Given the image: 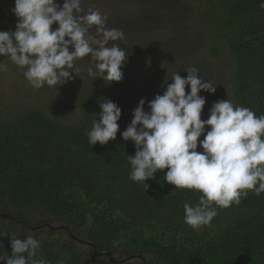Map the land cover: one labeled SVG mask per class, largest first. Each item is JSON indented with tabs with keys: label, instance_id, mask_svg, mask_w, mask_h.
Instances as JSON below:
<instances>
[{
	"label": "trees",
	"instance_id": "1",
	"mask_svg": "<svg viewBox=\"0 0 264 264\" xmlns=\"http://www.w3.org/2000/svg\"><path fill=\"white\" fill-rule=\"evenodd\" d=\"M186 2L189 12L181 26L201 34L209 59L227 63L215 101L230 99L264 115V0ZM9 9L0 0V31H15L17 17ZM165 32L162 28L161 38ZM146 35L149 39L134 36L135 42L158 38ZM160 54L148 57L155 71L179 61L165 55L161 62ZM0 66V233H8L0 236V254L10 255V234H17L22 240L28 235L38 239L35 259L47 264L59 259L65 264H132L133 258L123 259L132 255L143 256L147 264H264V192L249 191L238 205L217 208L208 225L193 229L185 223L183 205L198 203L199 191L174 188L161 170L145 181L146 189L129 178L128 157L136 149L121 137L127 126L118 122L115 140L104 145L88 142L86 132L96 119L92 108L111 82L95 79L89 87L82 85L83 95L72 94L74 82L83 79L75 66L70 71L78 75L72 73L66 83L35 89L6 57L0 56ZM125 79H132L127 71L117 84ZM197 151H202L199 143ZM75 238L93 242L96 252L92 246L90 254L81 250ZM103 251L123 260L111 263L108 255L99 254Z\"/></svg>",
	"mask_w": 264,
	"mask_h": 264
},
{
	"label": "clouds",
	"instance_id": "2",
	"mask_svg": "<svg viewBox=\"0 0 264 264\" xmlns=\"http://www.w3.org/2000/svg\"><path fill=\"white\" fill-rule=\"evenodd\" d=\"M81 4L82 0H14L11 11L17 17L15 31H0V56L22 69L31 87L66 83L73 78L72 73L78 75L70 71L75 61L85 56L95 63V69L88 68L93 79L107 83L123 79L128 54L118 44L109 46V42L125 40V33L107 28L106 15L98 9L85 12ZM93 26L95 35L90 32ZM186 72V77L179 72L172 74L163 94L148 101L150 111L144 110L145 100L141 98L121 137L131 140L136 149L128 157L132 181L142 182L146 189L145 181L161 170L163 179L174 188L201 193L198 203L183 205L185 223L199 229L213 220L217 208L238 205L249 191L257 196L264 192V115L257 116L226 99L214 102L208 118L201 119L206 99L198 93H214L215 84L201 77L196 67ZM186 86L190 89L187 93ZM99 107L101 111L86 132L91 145L115 140L119 130L121 108L107 98ZM202 134L203 139L198 140ZM198 143L202 151H197ZM10 236L11 253L0 254V261L47 264L35 259L41 246L38 239ZM57 264L65 261L59 259Z\"/></svg>",
	"mask_w": 264,
	"mask_h": 264
},
{
	"label": "rangeland",
	"instance_id": "3",
	"mask_svg": "<svg viewBox=\"0 0 264 264\" xmlns=\"http://www.w3.org/2000/svg\"><path fill=\"white\" fill-rule=\"evenodd\" d=\"M5 1L6 5L10 6L9 11L12 12L14 0ZM59 2L62 3L63 0H59ZM81 7L85 12L89 9H98L107 16L105 25L107 28H116L125 33V40L111 42L118 44L128 54L127 62L122 70L131 74L132 79H129L130 81L125 79L120 84L111 82L109 89L102 93L104 98L110 99L121 108V117L117 123L120 122L124 126L130 124L133 110L141 98L145 100L144 110L150 111L148 101L153 99L156 94H163L167 84L172 82L171 77L174 72H179L182 77H186V70L196 67L199 70V75L205 80L212 81L215 88L223 87L227 69L225 59L220 58L219 61L209 59V56L201 49V34L181 26L189 12L186 0H82ZM54 27H56L55 24ZM162 28L166 29V36L161 38ZM90 32L93 35L96 34L95 26L90 29ZM147 33H156L158 38L152 39L148 44L146 43L148 41L141 42V44L135 42L134 36L138 38L144 35L149 39ZM151 53H161L158 58L161 62H164L165 55L166 58L176 56L179 61L172 66L164 64L160 67L162 69L155 71L150 58H148ZM188 56L191 59L190 64L184 61ZM75 66L80 68L83 79L77 81L76 84L74 82L72 94L83 95L82 85L89 87L92 80L98 79V83L102 82L101 78L93 79L88 74V68L95 69V63L90 56L75 61ZM189 90V87L186 86V93ZM95 93L93 92V94ZM198 94L206 99L201 119H207L209 109L216 102L215 95L204 90ZM95 109H100L99 104L92 108L94 115L101 111L100 109L97 113ZM97 119H99L98 116ZM60 235L64 241H67L68 237L65 231L60 232ZM75 244L90 254L88 245L79 241H75ZM113 258H117V256L114 255ZM96 261L105 260L97 259ZM129 262L141 264L137 258H133Z\"/></svg>",
	"mask_w": 264,
	"mask_h": 264
},
{
	"label": "water",
	"instance_id": "4",
	"mask_svg": "<svg viewBox=\"0 0 264 264\" xmlns=\"http://www.w3.org/2000/svg\"><path fill=\"white\" fill-rule=\"evenodd\" d=\"M77 241H79V242H81V243H84V244H86V245H88V246H92L93 247V251L94 252H96V246L94 245V243L93 242H91V241H88V240H83V239H80V238H75ZM99 254H106V255H108L109 256V260L110 261H113V262H119V261H121V260H128L129 258H134V257H138V258H140L142 261H143V263L144 264H147V262L145 261V258L143 257V256H139V255H132L131 257H127V258H123V259H121V260H113L111 257H110V254H109V252L108 251H103V252H100Z\"/></svg>",
	"mask_w": 264,
	"mask_h": 264
},
{
	"label": "flooded vegetation",
	"instance_id": "5",
	"mask_svg": "<svg viewBox=\"0 0 264 264\" xmlns=\"http://www.w3.org/2000/svg\"><path fill=\"white\" fill-rule=\"evenodd\" d=\"M74 238V237H73ZM77 241V240H76ZM135 258H138V257H135Z\"/></svg>",
	"mask_w": 264,
	"mask_h": 264
}]
</instances>
